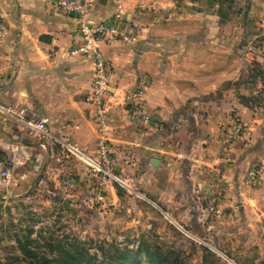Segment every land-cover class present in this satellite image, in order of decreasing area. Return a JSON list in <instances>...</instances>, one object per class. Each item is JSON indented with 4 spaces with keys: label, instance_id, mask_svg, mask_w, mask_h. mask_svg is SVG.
I'll return each mask as SVG.
<instances>
[{
    "label": "crops",
    "instance_id": "1",
    "mask_svg": "<svg viewBox=\"0 0 264 264\" xmlns=\"http://www.w3.org/2000/svg\"><path fill=\"white\" fill-rule=\"evenodd\" d=\"M208 1L126 2V19L141 32L135 45L102 47L110 65L107 133L118 175L156 210L172 222L182 220L195 235L208 233L236 264H264V108L259 102L245 107L233 94L263 97L264 81L250 88L245 79L257 64L264 71V31L258 27L264 0ZM114 9L113 0H96L90 19L104 21ZM0 11L7 27L0 36V101L46 118L58 136L73 139L94 156L97 130L89 101L94 63L68 55L78 36L75 20L50 0H0ZM137 91L148 123L124 106L125 97ZM231 119L243 129L228 142ZM225 145L229 153L223 157ZM6 168L15 173L11 198L42 187L54 204L74 215H103L108 205L111 224L143 236L162 230L160 225L143 231L156 217L116 186L101 193L102 203L93 200L96 212L88 210L84 204L95 193L88 166L0 118V173ZM257 168L263 173L259 188L244 191L247 171ZM218 173L225 192L212 216L204 201ZM66 178L79 189L66 187Z\"/></svg>",
    "mask_w": 264,
    "mask_h": 264
},
{
    "label": "rangeland",
    "instance_id": "2",
    "mask_svg": "<svg viewBox=\"0 0 264 264\" xmlns=\"http://www.w3.org/2000/svg\"><path fill=\"white\" fill-rule=\"evenodd\" d=\"M260 21L258 22V27L260 31H263L261 30ZM254 84L249 83V87L254 86ZM233 94L236 97L238 96L240 101L241 97H244L236 90L233 91ZM261 97L259 101L256 99V103L251 101V105H257L259 102L258 105L260 104L264 108V90L261 92ZM231 121V136L228 138V142L234 141L239 134L237 132V123L239 121H236V119H231ZM227 145L222 150L223 157L228 156L229 148L226 147ZM262 174L259 168L249 169L246 177L248 182H244L242 189L246 191V189L256 190L259 188V176H262ZM217 177H221L224 182L222 174L218 173L214 180ZM1 187L0 264H60L61 252L59 249L69 247L70 245H78L85 248L99 262L104 261L105 255L110 254L111 256H115L117 252L119 253L125 248L140 250L142 245H146L153 251L159 249L165 256L175 254L179 257L180 262L184 264H234L231 262V256L226 254L230 260L226 259L209 247L191 240L181 232L179 226L190 231L188 224H185L180 219L177 223L170 221L166 215L161 214L162 211L156 210L155 206L143 199L137 198L133 192L131 193L120 186L118 188L123 189V191L125 190L124 193L129 198L141 201V203L143 202V205L148 208V212L156 217V221L151 220L152 223L149 225L151 228H146L143 231L155 230V228L162 225L160 233L151 235V233L147 234L145 232L143 236L141 232H135V229L133 230L132 227L125 229L122 224H119V226L118 224H111L107 217L110 210L108 205L101 209L100 212H104L103 215L96 214L90 216L84 214L83 216H77L73 212L66 211L60 204H54L46 188L36 187L27 195H23L20 198H11L14 197V193L10 194L8 192L12 189L9 190ZM224 192V190L221 192V202ZM97 201L103 202L101 198H97ZM97 201H90V203L84 205L88 210L96 212ZM111 225H114L115 228H111ZM140 227H142V224H139ZM122 228L125 231H122ZM203 235H197V237L210 242L211 245L220 250L208 233L206 236ZM142 236L147 240L146 242L141 240ZM27 237L32 241L29 245L26 244ZM23 248H27L37 253V255L31 256L24 253ZM141 257L145 259L144 254Z\"/></svg>",
    "mask_w": 264,
    "mask_h": 264
},
{
    "label": "built area",
    "instance_id": "3",
    "mask_svg": "<svg viewBox=\"0 0 264 264\" xmlns=\"http://www.w3.org/2000/svg\"><path fill=\"white\" fill-rule=\"evenodd\" d=\"M50 1L59 12L72 17L76 22L78 36L70 47L68 55L72 58H90L94 63L93 85L89 101L94 111L97 130V152L94 156L87 155L80 149L76 141L69 137L58 136L46 118L31 115L29 109L25 106L4 104L0 101V118L6 123L17 126L27 136L37 139L42 144L54 145L65 155L75 157L84 162L88 166L91 178L94 180L95 193L91 201L95 198H100L101 193L109 186H120L131 193L133 192L137 198L152 204L142 193L124 183L118 175L117 160L112 153L107 133L110 117L109 99L111 98L110 65L103 53L102 47L113 42H120L125 45H135L138 43L141 32L140 28L126 19L128 16L126 2L128 0H113L115 3L114 13L104 21H93L90 19V14L95 8L96 0ZM136 8L140 9L141 5ZM260 23L261 30L264 31V19ZM6 28L2 12L0 11V36L4 34ZM141 99V91L129 94L125 97L124 106L129 109L130 114L136 120L141 123H148L150 120L149 116L144 111H141V107H139L140 103L138 101ZM242 129V125L237 123V132L240 133ZM14 174L12 168L2 170L0 173V185L5 189H10L14 182ZM223 183L221 177H217L210 188L209 195L205 201L206 211L209 215H214L219 210ZM63 184L71 190L79 189V184L70 178L64 179ZM179 229L191 240L199 242L220 256L229 259L226 254L211 245L210 242L197 237V235L180 226ZM231 262L236 264L232 260Z\"/></svg>",
    "mask_w": 264,
    "mask_h": 264
},
{
    "label": "trees",
    "instance_id": "4",
    "mask_svg": "<svg viewBox=\"0 0 264 264\" xmlns=\"http://www.w3.org/2000/svg\"><path fill=\"white\" fill-rule=\"evenodd\" d=\"M262 41H264V37ZM258 80L264 81V71L260 69L259 64L249 69L245 85L256 83ZM251 101L256 103L254 98L241 97V103L245 107H251ZM116 187L118 188V186ZM30 243L32 241L27 237L26 244L29 245ZM140 248V250L125 248L121 252H117L115 256H111L110 254L105 255L104 261L99 262L85 248L78 245H70L69 247L59 249L61 252L60 264H184L180 262L179 257L175 254L165 256L159 249L153 251L146 245H142ZM23 251L31 256L37 255V253L27 248H23ZM142 254H144L145 259H142Z\"/></svg>",
    "mask_w": 264,
    "mask_h": 264
},
{
    "label": "water",
    "instance_id": "5",
    "mask_svg": "<svg viewBox=\"0 0 264 264\" xmlns=\"http://www.w3.org/2000/svg\"><path fill=\"white\" fill-rule=\"evenodd\" d=\"M101 1V3H105L107 0H100ZM215 3V0H209L208 1V4L209 5H213Z\"/></svg>",
    "mask_w": 264,
    "mask_h": 264
}]
</instances>
